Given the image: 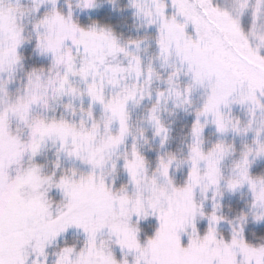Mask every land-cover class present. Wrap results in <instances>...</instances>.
Returning <instances> with one entry per match:
<instances>
[{
	"label": "snow or ice",
	"instance_id": "snow-or-ice-1",
	"mask_svg": "<svg viewBox=\"0 0 264 264\" xmlns=\"http://www.w3.org/2000/svg\"><path fill=\"white\" fill-rule=\"evenodd\" d=\"M96 7L0 0V264H264V237L245 235L264 222L251 171L264 159V0H128L145 34L127 39L78 22ZM27 47L46 63L26 67ZM169 105L192 117L179 155ZM242 190L239 213L221 214Z\"/></svg>",
	"mask_w": 264,
	"mask_h": 264
},
{
	"label": "trees",
	"instance_id": "trees-1",
	"mask_svg": "<svg viewBox=\"0 0 264 264\" xmlns=\"http://www.w3.org/2000/svg\"><path fill=\"white\" fill-rule=\"evenodd\" d=\"M128 0H112V3H109L108 0H97V7L92 10L80 12L77 10L75 13L78 22L87 26L93 21L100 25L108 26L113 29L115 33L121 35L124 39L129 37L136 38L138 35H144L145 31L140 27V21H138L132 15L131 9L127 7ZM59 4L63 6V0H59ZM43 11V8L41 9ZM147 48V49H146ZM146 50L150 54L154 55L153 47L146 42L144 49H141V53ZM26 57L25 66L26 67H40L45 64L46 61L43 57L36 56L32 53L31 48L27 47L24 51ZM148 103L140 106L139 108H131L130 111L133 115V122L138 123L140 121L144 107ZM240 116L237 113H233ZM162 119L170 127V140L167 145L169 151L176 152L178 155L183 150L184 144L187 142V133L189 125L191 123L192 117L182 111L172 110L161 112ZM243 118L242 116H240ZM150 137V133L147 134ZM231 139V138H229ZM206 141H215L214 136L211 132L205 133ZM241 140L235 138L233 141L234 145L239 148L241 145ZM158 149V141H152L149 139V144L144 146L145 155L149 159H154ZM52 158V150L49 149L48 153L39 158V163L47 165ZM253 174H264V161L259 162L253 165L251 169ZM179 175V173H177ZM245 194V193H244ZM247 197H244L242 194L234 196L223 197L220 201L221 209L220 213L231 219L235 217L239 211L244 207ZM148 223H145L147 226ZM222 228L220 229V231ZM246 238L252 242H256V239L264 237V223H255L249 221L245 229ZM66 239L71 242L76 239L75 236H67ZM53 251L50 249L49 252Z\"/></svg>",
	"mask_w": 264,
	"mask_h": 264
},
{
	"label": "rangeland",
	"instance_id": "rangeland-1",
	"mask_svg": "<svg viewBox=\"0 0 264 264\" xmlns=\"http://www.w3.org/2000/svg\"><path fill=\"white\" fill-rule=\"evenodd\" d=\"M223 2L225 3V4H228V3H230V0H223ZM141 49H144V45H142V48ZM147 49V48H146ZM153 53H154V50H153ZM143 58H144V60H145V62H148L149 60H151L152 58H153V56L154 55H152V54H150L148 51H146V50H144L143 51V53H141L140 54ZM145 103H148L147 101H144V102H142V105H144ZM141 105V106H142ZM140 107V106H139ZM139 107H134V106H130V109L131 108H139ZM172 111V109H171V106L169 105L168 106V108H167V110H164L163 112H165V111ZM233 113H237V114H239L240 116H242L243 117V113L239 110V108H238V106H234L233 107ZM206 132H211L212 133V135L214 136V138L216 139V136H215V133H214V129H211V128H209V129H206ZM237 138H239L241 141L244 139V138H241V137H237ZM242 143V142H241ZM50 150H52V149H50ZM53 151V150H52ZM264 161V159H258L255 163H254V165L255 164H257V163H259V162H263ZM120 180L122 181L123 180V177H120ZM236 194H238V196H240L241 194L244 196V197H247L246 196V194H244V192H243V190L241 191V192H238V193H235V194H225L224 195V197L226 196V197H228V196H234V195H236ZM53 199H57V197H55V196H53ZM145 223H148V222H145ZM261 223H264V222H261ZM201 226L203 227L204 226V222H202V224H201ZM222 228V230H221V232L222 233H224L225 235H227L228 234V231H229V226L226 224V223H223V224H221L220 226H219V229H221ZM68 236H75L76 237V239H78V237H77V235L75 234V233H72V234H69ZM75 239V240H76ZM51 249V248H50ZM49 249V250H50ZM50 259H51V257H50Z\"/></svg>",
	"mask_w": 264,
	"mask_h": 264
}]
</instances>
